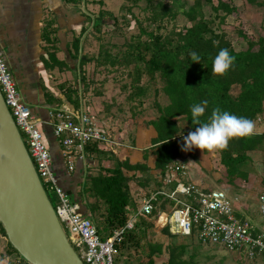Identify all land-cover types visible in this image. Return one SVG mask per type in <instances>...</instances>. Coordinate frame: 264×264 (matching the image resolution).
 Instances as JSON below:
<instances>
[{
  "label": "trees",
  "instance_id": "1",
  "mask_svg": "<svg viewBox=\"0 0 264 264\" xmlns=\"http://www.w3.org/2000/svg\"><path fill=\"white\" fill-rule=\"evenodd\" d=\"M72 1L76 4L80 0ZM126 1L129 5H123V8L128 11H131L130 6L138 5L140 1L145 3L142 7L146 12L144 19L134 18L139 27L138 34L131 37L123 51L112 53L109 49L101 48L94 60L97 65L109 70H127L124 75L128 81L120 87L127 92L125 97L130 102L131 115L134 110L143 111L146 106L152 109L153 115L146 122L155 129L156 135L151 139V144L143 149L142 160L135 163L128 159H118L113 153V146L106 147L97 142L85 145V159L82 163L90 162V167L96 166L97 170H87L78 192L70 193L69 196L79 203L82 214L92 220L102 240L123 227L137 205L139 194L132 193L130 182L135 180L139 185H146L150 180H155L153 190H157L163 186L162 176L166 173V167L175 161L184 160L189 151L182 150L183 138L199 126L192 123L190 108L193 104L208 101L205 112L200 117L201 122L209 121L215 107L247 117L253 123L258 120L264 122V35L254 39L238 30L246 47L236 49L226 32L215 29L214 20L204 13L205 4H209L214 17L223 22L227 16L237 11L236 6L227 0ZM246 1L251 5H264V0ZM98 2L103 4V0ZM180 14L185 17L187 24L177 27L176 20ZM82 17L88 20L92 28L99 30L104 20L113 19L114 15L100 9L96 16L82 13ZM145 22L147 25H144ZM87 29L82 27L79 36L72 40L74 51L69 52L76 63L73 68L55 55L58 48L56 27L48 23L43 33L47 44L46 52L51 61L47 68L61 69L67 66L76 72L82 84V93L89 87L82 66L93 59L80 51V36L83 40V36L89 33ZM225 48L235 59L224 74H216L212 71L213 58ZM191 52H196L201 57L199 62L191 60ZM94 94L98 95L100 92L95 90ZM160 94L167 97L166 103L160 102ZM66 96L71 98V93ZM74 105L78 106V100L74 101ZM263 143L264 132L253 133L247 137H233L223 150H213L219 155L227 183L232 184L237 177L244 175L241 166L250 160L249 152L260 148ZM150 157H153L152 163L149 162ZM103 160H110L112 164L104 166ZM55 199L57 201L56 196ZM160 201L163 213L161 217L141 215L117 244L118 253L120 249L129 248L132 244L139 246V232L148 231L151 226H160L166 236L175 235L164 225L168 201L161 197ZM195 232L196 230L192 237ZM0 233L7 243V247L0 249V253L3 256L13 253L19 255L8 241L1 223ZM147 244L145 254L135 264H157L156 256L164 250L168 257L161 264H196V252L191 250L187 253L188 246L184 242ZM21 259L26 261L23 257Z\"/></svg>",
  "mask_w": 264,
  "mask_h": 264
},
{
  "label": "crops",
  "instance_id": "2",
  "mask_svg": "<svg viewBox=\"0 0 264 264\" xmlns=\"http://www.w3.org/2000/svg\"><path fill=\"white\" fill-rule=\"evenodd\" d=\"M80 2L75 4L72 0H0V48L16 80L23 101L30 108L33 117L37 120L39 129L43 133L44 142L52 157V169L58 179V183L67 190L68 194L77 193L84 179L85 172L87 170L89 172L93 171L90 169V166H92L90 162L82 163V160L77 158L74 170L68 171L62 155V147L53 133L52 125L54 119L51 118L50 112L55 108L63 106L69 109L82 108L93 117L100 128L111 133L110 137L118 144L109 146H113V153L118 159H128L131 163L142 160L143 149L151 144V139L156 135L155 129L147 122L145 127L150 128L143 130L141 126H137V130L132 134L127 132L123 135L122 131L115 132V127L119 130V126L111 125L113 121L117 123L118 118L115 120L114 117H111L112 115L105 110L107 108H104V106L102 110L99 107L92 106L95 102L99 103V105L101 104L98 101V96L91 97V93L87 92L86 97L83 96L84 99H82L84 104L78 101V106L75 107L74 101L77 100V91L70 88L69 80L71 75H76V72L68 69L67 66L61 69L58 67L47 68V64L51 63V61L48 59L47 44L43 33L48 23H51L52 27L55 26L57 29L56 47L58 48L55 51L57 59L65 60L71 68L76 65L69 52L73 53L74 51L72 40L74 37L79 36L82 27L89 23L82 17ZM80 42V51L82 53V36H80ZM79 91L82 97L80 88ZM69 93H71V98L66 96ZM94 109L102 112V114L97 115ZM130 116L132 120L133 117L132 115ZM144 117L140 119H149V117ZM110 120L112 121L108 124ZM262 132H264V122L259 120L254 122L253 133ZM126 136L129 143L126 142ZM212 154L216 156V159L215 161L212 160L214 162L213 167L210 169L211 171H208L207 168V166H210V162L206 163V165L203 164L199 154H197L198 166L196 165L195 169L189 168L186 163L188 178L204 190L212 189L209 186L214 183L221 187L216 189L223 188V191L224 188L229 189L227 193L232 196L230 197L235 216L240 220L250 222L254 229H261L263 223H259L256 219L257 214L260 216V194L264 192V143L261 144L260 148L249 152L250 160L241 166L245 176L237 177L232 184L226 181L225 170L219 161V155L214 151L203 155L210 157ZM149 160L152 163L153 157H150ZM102 164L110 166L112 161L103 160ZM201 168H204L207 172H201ZM208 173L214 176V179L207 175ZM233 184L235 186L240 185L241 191L233 193ZM136 200L137 205L132 209V214L138 206V199ZM139 217L137 220H139ZM151 229H159L158 232L164 237L166 236L158 226H151L148 228V232ZM159 242L162 243L161 240ZM0 243L1 249L7 245L6 238L1 233ZM163 245H165L164 242ZM235 257L240 260L237 255ZM254 258L255 264H264V254L255 255ZM0 264L29 263L22 260L16 253L8 256L7 254L3 256V253H0Z\"/></svg>",
  "mask_w": 264,
  "mask_h": 264
},
{
  "label": "built area",
  "instance_id": "3",
  "mask_svg": "<svg viewBox=\"0 0 264 264\" xmlns=\"http://www.w3.org/2000/svg\"><path fill=\"white\" fill-rule=\"evenodd\" d=\"M0 91L21 136L25 138L27 151L43 187L57 197L55 212L83 264H116L117 244L138 217L151 215L154 218L163 214L159 206L160 197L168 201L164 225L168 226L172 234L191 236L196 230L195 235L202 244L245 252L248 258L264 254V192L260 194L263 227L256 230L250 222L235 216L232 202L222 189L204 190L190 180L184 160L169 164L162 176L163 186L142 195L138 199L136 211L126 224L102 240L92 220L80 211L79 203L59 185L43 133L21 97L1 48ZM50 116L54 119L53 133L62 147L68 171L74 170L76 158L85 159L87 143L97 142L105 146L118 144L82 108L58 107L50 112ZM179 194L184 195L186 200Z\"/></svg>",
  "mask_w": 264,
  "mask_h": 264
},
{
  "label": "rangeland",
  "instance_id": "4",
  "mask_svg": "<svg viewBox=\"0 0 264 264\" xmlns=\"http://www.w3.org/2000/svg\"><path fill=\"white\" fill-rule=\"evenodd\" d=\"M80 1V4L82 6V13L87 14L88 16H96L100 9H104L105 11H108L114 15L113 19L104 20L99 30L92 28L90 23L86 24L85 26L86 28H88L87 31L89 33H86L83 36L82 43L84 44V46L82 52L83 54L93 59H91V61L87 62L82 66L84 75L89 85L88 90L82 93V97H86L85 95L87 92L91 93V97H99L98 101L101 104L99 105V103L97 104L95 102V104H93L92 106L99 107L101 110L107 108L105 110L110 112V115H112L111 117H114L115 120H117L118 118L117 123L113 121L111 125L119 126V130L117 129V127H115V132L122 131V134L125 135L127 132L131 134L134 133V131L137 130V126H141L143 130L146 128H150L145 127L147 121L146 119H140L143 116H145L144 118H148L153 115L152 109L147 106L143 109V111L134 110V116L132 115L133 119H130L132 110H130V102L125 97L127 92L123 91L120 87L122 83L128 81L126 80L127 78L124 75L126 74L127 70H124L125 68L109 70L108 68L97 65L96 61L94 60V57L97 56L101 48L109 49L112 53L123 51L125 49L126 43L131 40V37L138 34L139 27L134 18L138 17L141 20L144 19L146 15V12H144L142 9L145 4L144 1H140L138 5L130 6L131 11H128L126 8H123V5H125V7L129 5L126 0H103V4H100L98 2L99 0ZM214 1L216 2V0ZM227 1L231 2L234 6H236L237 11L234 14H230L229 16H227L223 22H220L219 18L214 17L215 14L211 10L209 4H205L204 13L207 17H210L214 20L213 27L215 29L223 30L226 32L227 36L229 37L236 49L245 48L246 44L238 35V30H241L246 35L254 39L258 38V36L260 35H264V5H251L246 0ZM176 22L177 27H181L184 24H187V20L182 14L178 15ZM144 25H147V23L145 22ZM69 81L70 88L77 91V100L83 103L82 99H84V97L82 98L80 96L79 91V88L82 89L81 81L77 78L76 75H71ZM158 85L160 84L158 83ZM95 90H98L100 94H94ZM149 99L152 100L151 97ZM159 99L162 104L167 102V97L163 94L159 95ZM94 111L95 113H97V115L102 114V112L97 111V109H94ZM111 121L112 120H110L108 124ZM181 124L183 125L184 123L182 122ZM103 130L108 135H111L108 130ZM22 139H24L23 141L25 143V138L22 137ZM126 142L129 143L127 136ZM197 154L201 156L203 164L206 165V163L210 162V166H207V168L208 171H211L210 169L213 167V162L215 161L216 156L213 154L210 157L204 156L203 154L206 153L195 147H193L192 150H190L184 156V160L188 164V167L195 169L198 166L197 162L199 161L197 158ZM90 169L95 172L97 170V167L95 166ZM201 172L205 173L207 171L204 168H201ZM138 175L140 174L138 173ZM207 175L210 174L208 173ZM210 176L214 179V176ZM139 178L141 179L142 177L139 176ZM155 186V180H150L146 185H139L137 184V182H135V180L130 182V188L132 193L135 195L139 194V198L142 195H145L149 191L153 190ZM209 187L212 189L221 188L215 183L211 184ZM227 190L229 192V189L224 188V192L226 193L228 199L231 200L232 196L230 195L231 197H229ZM237 191H241L240 185L235 186L233 184L232 192L235 193ZM47 192L52 202V205L55 208L57 205L55 196L53 195V193H51V191L48 190ZM179 197L186 200V197L184 195L179 194ZM256 220H258L259 223L262 222L259 214H257ZM159 228L161 227L159 226ZM65 231L68 234L66 229ZM158 231L159 229H151L149 232L140 231L138 236L140 237L141 244L139 243V246L137 247L136 245L132 244V246L129 248L120 249L119 253L115 257V263H136L137 260L145 254L148 242H159V240H161L162 243L164 242L165 244L169 243L170 241L186 243L188 246L187 253H189L191 250L196 252V264H255V256L250 259L247 257L245 252L229 251L224 247H221L220 245L200 244L197 235H194L193 237H182L176 235L164 237ZM6 247L7 246H5V248ZM234 254L237 255L241 261L237 259ZM167 257V251L164 250L161 254L156 256V263H163L167 259Z\"/></svg>",
  "mask_w": 264,
  "mask_h": 264
},
{
  "label": "water",
  "instance_id": "5",
  "mask_svg": "<svg viewBox=\"0 0 264 264\" xmlns=\"http://www.w3.org/2000/svg\"><path fill=\"white\" fill-rule=\"evenodd\" d=\"M0 223L29 264H83L0 91Z\"/></svg>",
  "mask_w": 264,
  "mask_h": 264
},
{
  "label": "clouds",
  "instance_id": "6",
  "mask_svg": "<svg viewBox=\"0 0 264 264\" xmlns=\"http://www.w3.org/2000/svg\"><path fill=\"white\" fill-rule=\"evenodd\" d=\"M193 62H199L201 57L196 52H191ZM235 57L229 51L221 49L212 61V71L216 74H224L233 64ZM207 100L193 104L190 108L192 123L199 125L195 131L189 132L184 137L183 151H190L193 147L200 150H223L233 137H247L253 134L254 123L251 119L237 116L226 110L215 107L212 110L208 122H201L200 117L205 112Z\"/></svg>",
  "mask_w": 264,
  "mask_h": 264
},
{
  "label": "bare ground",
  "instance_id": "7",
  "mask_svg": "<svg viewBox=\"0 0 264 264\" xmlns=\"http://www.w3.org/2000/svg\"><path fill=\"white\" fill-rule=\"evenodd\" d=\"M230 197V196H229Z\"/></svg>",
  "mask_w": 264,
  "mask_h": 264
}]
</instances>
